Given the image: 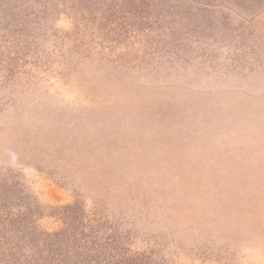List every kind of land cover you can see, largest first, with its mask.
<instances>
[{"label":"rangeland","instance_id":"rangeland-1","mask_svg":"<svg viewBox=\"0 0 264 264\" xmlns=\"http://www.w3.org/2000/svg\"><path fill=\"white\" fill-rule=\"evenodd\" d=\"M0 264H264V0H0Z\"/></svg>","mask_w":264,"mask_h":264}]
</instances>
